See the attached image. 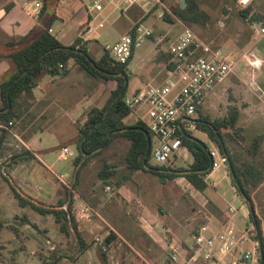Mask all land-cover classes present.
Here are the masks:
<instances>
[{
    "label": "rangeland",
    "instance_id": "374dc122",
    "mask_svg": "<svg viewBox=\"0 0 264 264\" xmlns=\"http://www.w3.org/2000/svg\"><path fill=\"white\" fill-rule=\"evenodd\" d=\"M69 1L74 2V4L79 5V7L81 6V0ZM119 1L120 0L112 3L109 2V4L106 3L103 14L108 18L107 22H105L104 29L100 30L101 32H104L114 20L121 16L119 6L122 8L124 5ZM161 1L165 5V9L168 10V17L173 23L158 18L159 14L164 11L162 6L158 4L153 6V2H151V0L148 1V8L152 7L151 14L149 13V16L146 17L147 19L142 25L144 28L155 33V40L146 39L143 44L137 48V54L131 60L127 70L128 91L126 96H132L136 91L145 88L147 85L156 86V81L153 80L154 73L161 67L165 66L164 63L158 62L157 53L160 49L168 51L171 43L175 41V37L180 30V25L176 23L177 18L174 14V10L180 4L181 0ZM142 2L143 1H140L141 7L143 5ZM185 2L187 4V0H185ZM197 2H199L201 9L208 13L210 21L206 25L186 22H184V25L194 32L202 49H221L226 53L234 54L236 59L239 60L236 69L238 72L235 70L236 76L231 75V78L229 77V80L217 95L218 98H216L212 108L206 110L205 116H208L211 119H222L228 116V113L232 108H237L240 113L237 127L241 130V134L246 138L244 144L248 145L253 136L264 135V39L254 45L259 37L258 32L260 27L258 24L250 25L240 18L238 15L240 6L235 4L233 0H198ZM250 9L253 11V8ZM85 11L86 8L83 7V12ZM139 13L140 16H144L145 14L142 9H139ZM99 20H101V18ZM123 24L124 21H121L117 26L121 27ZM252 54L262 60V65L259 69L251 67L246 62V57ZM79 79H81V74L75 70L70 76H68V78L64 79L63 82H65V84H73ZM91 80L97 82L100 86V93L104 87L107 88L111 84V82L106 83L103 81ZM246 81L252 82V85L246 84ZM74 85L77 86V84ZM107 91L109 90L107 89ZM63 97L61 96V99H63ZM103 99L104 98H102V100ZM65 107H68L67 112L70 111L71 114L73 113L74 106L71 108L70 106L65 105ZM145 111L146 108H142L138 109L137 113L141 114ZM33 114L34 110L23 121L13 126V134L6 135L5 143L2 148H0V222H3L5 226L0 230V264H40L37 258V252L43 250L42 253L48 255L53 246V242L48 241L45 234L39 231V229L42 230L43 227L48 228V237L51 238V240H56L58 236L64 238V235L60 233L58 225L55 223L52 216L41 215L29 207L25 209L20 208L13 196L8 182L6 181V178H10L20 188L25 187L28 191L29 189H32L31 192L38 191L37 184H34V181L41 179L43 173H45L47 179L49 174L46 173V169L39 165L35 160L19 157V154L22 153L23 150H29V148L32 149L36 144L38 146L35 147V149L38 148V150L45 146L52 148L50 150L51 155L48 158V164L50 165L55 162V166L53 167L55 173L58 175L65 173L67 176L66 180L72 175V172L68 169H73L71 165L73 159L66 162H58L57 153L60 147L64 144L65 139L73 132H76V130L71 127V129L68 130L70 134L59 133L55 127L49 128V126L44 124L45 122L43 123L41 120L36 124ZM62 120L64 121L65 118H62ZM42 124H44V127H42ZM40 125L41 127H39ZM42 129L44 131L43 134H41ZM192 133L195 137L205 142L209 149H217L215 144L210 142L204 133L197 130H194ZM14 135H16V137ZM31 139L33 141H31ZM152 141L155 142L156 140L152 138ZM129 145L130 143L126 139L121 138L114 141L101 156L95 158L88 166L83 168V170L87 172L88 180L91 182L94 181L97 185H100L99 187L101 188V182L97 179V173L102 167L104 159L107 160L108 163L117 167V175L125 173L127 171L125 156ZM68 146L71 152H77L74 143L69 142ZM262 154L264 155V145L262 148ZM192 161L193 158L189 151L185 148H181L180 157L175 161L173 166L176 168L185 167L192 163ZM150 164L157 166V163L152 158ZM221 171L222 173L226 172L225 168H222ZM180 179L168 182L167 184H162L159 182L158 177L149 174L147 181L148 184L145 186L139 184L135 179L130 186L136 187V193L134 196L136 201L133 200L129 194L127 196L123 194L125 197V203L127 204H125L123 210L119 212L132 214L131 217L126 215V220L132 222L134 225H139L136 221L138 215L134 213H137L140 207H143L158 214L162 224H167L172 228L174 227L173 225H177L175 231H183V233L186 231L187 233L189 230L192 232V230L198 224H201L202 221L209 229H213L209 224L210 219L207 217L213 216L211 211L213 210L212 207L219 211L221 215H224V212H226V205L223 201L220 202L217 199L219 198V195H224V201L226 203L230 202L231 207L235 208L232 213H229L230 215L236 213L234 223L236 225L235 227L238 229L237 231L240 232L246 229L245 220L243 219L246 210L241 208L240 197L237 196L238 194L236 190V193H234V190L232 189L233 186L231 184L229 173L227 178H223L221 175H216V181L219 184L216 191L213 189V182L210 178L208 180L209 187L206 191L195 195V197H193V187L187 184L185 180ZM27 180H32V185H28ZM53 180L55 181L53 182V186L59 189L58 193L65 194L68 189H66L63 184L58 183L56 179L53 178ZM39 189H43V186ZM72 191H75V189ZM39 192L41 191L39 190L38 194ZM100 192L104 198L107 197L102 189H100ZM41 193L40 200L38 201H46L50 204H56L59 201L57 196L45 200L41 197ZM199 198L210 200L209 202L212 203V206L208 203L205 206L199 207L196 204ZM253 199L256 204L255 213L262 224V236L264 239V186L258 192L256 191V193L253 194ZM194 208L201 209H199V213H197L196 211L198 209L195 210ZM162 211H167V213L164 214ZM24 215H26L30 222L37 226V228L23 222L21 218H23ZM221 221L222 223L225 222L223 217H221ZM11 227H16L20 230V239L16 237L11 230ZM185 238H187L189 242H193L192 236L188 235ZM134 247L143 255H147L146 248L139 247L136 244H134ZM20 248H22V250L17 251ZM243 248L245 250L251 249V245L245 243ZM97 251L98 250L95 248L91 264H103L102 258ZM12 256L15 260H11ZM62 264L72 263L66 261ZM79 264H87V261L83 260Z\"/></svg>",
    "mask_w": 264,
    "mask_h": 264
},
{
    "label": "crops",
    "instance_id": "0c3cea01",
    "mask_svg": "<svg viewBox=\"0 0 264 264\" xmlns=\"http://www.w3.org/2000/svg\"><path fill=\"white\" fill-rule=\"evenodd\" d=\"M34 1L35 0H0V84L8 80L14 72V66L7 56L12 53L15 48L8 47L7 43L10 40L27 36L35 28H39L40 30L48 29L51 35H53L64 45H71L77 38H80L84 43H87L86 47L88 52L95 59H99L104 53L103 47L105 44L118 42L123 35L130 33V31L136 24H142L147 19L146 17H148L150 13H146V11L140 6V2L138 3L139 5H130L126 2V0H120L119 2L124 5V7L122 8H120L119 6L121 16L114 20V22L111 23L104 32H101L100 30L104 29L105 22H107L108 18L103 14L106 3L104 4L102 10L96 11L93 7L94 0H81L80 7L79 5H76L74 4V2H70L69 0H42L43 5L40 10L33 13L27 12L24 7L25 3H33ZM115 1L118 0H114L113 2ZM197 1L198 0H196V2ZM11 3L13 4V7L10 9V11L7 12L5 8ZM197 3L199 4V2ZM83 7L86 8L85 12H83ZM251 8H253V11H251V13H258L264 18V1L254 0ZM139 9H142L145 12L144 16H140ZM100 18L101 20H99ZM121 21H124L123 26H117ZM244 21L246 22V19ZM176 23L180 25V30L175 37V41L171 43L168 51H163L162 49H160V51L157 53L158 62L164 63L165 66L161 67L154 73L153 80L156 81V86H163L169 80L173 79V75L171 73L172 68L169 67V53L171 50V46L176 42L178 35L185 28H188L184 25V22L179 19H177ZM100 24H103V26L100 27ZM154 36L155 33L153 32V34L146 39L155 40ZM263 39L264 38H260L259 36L254 45L258 44V42L263 41ZM137 51L138 50L136 48L133 52L132 59L136 56ZM205 55L206 51L201 48L196 52L195 56L201 57ZM254 57L259 61V67H257V69H259L262 65V60L258 59L259 57L257 56ZM70 66V73L64 78L54 77L48 73L42 74L38 78L37 87L33 91L32 98L29 99L23 96L21 100L27 111L19 122L23 121L34 110L33 116L35 117L36 124L41 120L43 123L45 122L44 124H47L49 128L55 127L59 133L63 134L69 133L68 130H70L71 127L76 130V132H73L71 135H69V137L65 139L64 144L60 147V149L63 147L69 148V142L74 143L77 149L79 126L82 127L86 122V113L92 107H103L108 100L111 91L116 87L115 82L109 81L111 82L110 86H108L107 88L104 87V89L100 93V86L97 84V82H94L91 79L95 81L101 80H97L88 75L86 72H83L84 70H82L79 66L73 65L72 63ZM75 70H77L78 73L81 74V79L77 80L76 83L73 84H65L63 80L68 78V76H70V74ZM236 72L238 71L236 70ZM233 75L236 76V73H234ZM228 80L229 78L223 85L218 87L210 96H208L204 106L201 108L203 115H205L207 109L212 108L216 98H218L217 95L221 92V88L227 83ZM74 84H77V86H75ZM107 89L109 91H107ZM61 96H64L63 99H61ZM65 98L67 100V103ZM102 98L104 99L102 100ZM65 105H68L71 108L74 106V111L72 114L70 113V111L67 112L68 107H65ZM1 106L2 103L0 94V107ZM136 114L140 115L139 113ZM62 118H65V120L63 121ZM19 122H17L16 125ZM125 122H127L129 125L133 124L130 117L126 118ZM44 124H42V127H44ZM39 127H41V125ZM43 132L44 131L42 129L41 134H43ZM31 141L33 140L31 139ZM37 146L38 145L36 144L35 147ZM35 147H32V149L29 148V151L33 156V158L29 159L35 160L39 165L43 166L49 176L46 179L45 173H43V175L39 173L41 175V179L34 181V184H37L38 191L40 190L42 193L39 192L38 194V191L31 192L32 189H29V192L25 187H21V189L27 195L36 200H40V193L42 195L41 197L45 200L52 199L55 196H57L60 200L64 197L65 194L58 193L59 189L53 186V182H55L53 178L56 179L58 183H61L56 177L59 175L55 173L53 168L55 166V162L50 165L48 164V158L51 155L50 150L52 148L45 146L41 147V149L38 150V148L35 149ZM210 150L212 151L213 149ZM72 153L73 156L69 157L66 160L69 161L70 159H73L71 163L73 169H68L72 172V175L69 176L68 179L71 184L76 180L75 166L73 162L78 155V151ZM21 158L25 159V157ZM222 168L224 167H220L219 169L211 173V175L206 180L208 183V180L210 178L212 179L214 191H216V188L219 186L218 182L216 181V175H221L223 178L228 177V171L226 170V172L222 173ZM149 174L150 173H144L141 171L135 172L132 180L127 181L119 188H113L109 186L112 189V192L110 193L107 191L108 186H103L102 182L98 178V175L97 179L101 182V188L99 187L100 185H97V183H95L94 181H89L87 172L82 169L77 178L75 191L94 209L97 216L93 217L90 221L76 220V232L74 230H70V235L67 237L62 233L64 235V238H60L58 236L56 240H51V238L48 237L49 230L47 227H43L42 230L39 229L40 232H46L45 236L48 238V241L53 242V247L55 248V250L65 256V258H63L59 262V264L65 263L66 261H70L72 264H79L83 260L87 261V264H91L95 248L98 250L97 253L102 258L99 249L100 247L97 245L96 239L100 238L104 241L110 234L113 236L114 240L106 250L107 264H210L209 262H206L202 259L198 260L197 262L190 261L194 244L193 242H189V240L185 238L188 235L192 236L193 238L194 233H196V231L202 225H204L203 221L201 224H198L192 230V232L188 230L187 233L186 231L183 233V231H175L177 225H173L174 227L172 228L167 224H162L158 214L150 211L147 208L140 207L137 213H134L138 215L136 221L139 223V225H134L132 224V222H128L126 220V215H129L131 217L132 214L119 212L122 211L124 205L127 204L125 203V197L123 194H125L126 196L129 194V196H131L133 200L136 201V198L134 197L136 193V187H131L130 184L136 179L139 184L145 186L146 184H148L147 181ZM60 175L66 176L65 173ZM182 179L185 180L184 178H181L180 180ZM31 181L27 180L28 185H32ZM40 185L43 186V189H39L41 187ZM263 186L264 183L256 191L258 192L260 189H262ZM100 189H102L103 193L107 195L106 198L102 196ZM232 189L234 190V193H236L234 187H232ZM193 190V197H195V195L197 194H201V192L195 190L194 188ZM237 196L240 197L239 195ZM217 199L220 202L223 201V203L226 205V212H224V215H221L219 211L212 207L213 210L211 211L213 213V216L207 217L210 219L209 224L213 228L210 229V231H216L220 226L224 224L231 225L236 230H238L235 227L236 225L234 223L236 213L230 215V213H232L235 208L231 207L230 202L226 203L224 201V195H219V198ZM209 201L210 200H207L206 198H199L196 204L201 207L210 203L212 206V203ZM44 203L50 204L46 201ZM240 204L241 208L246 210V214L244 215L243 219L245 220V224L247 226L249 222V210L244 204L241 197ZM194 209H198L196 212L199 213L198 211L201 208ZM162 212L164 214L167 213V211ZM221 217H223V220H225V222L222 223ZM80 241L87 245L85 249L80 248ZM173 241L179 242L182 246L181 258L179 262H171L167 259L166 249L167 246ZM134 244L139 247L146 248L147 255L145 256L140 253V251H138L134 247ZM231 261L232 258H228L226 260V263L230 264Z\"/></svg>",
    "mask_w": 264,
    "mask_h": 264
},
{
    "label": "trees",
    "instance_id": "16d2710c",
    "mask_svg": "<svg viewBox=\"0 0 264 264\" xmlns=\"http://www.w3.org/2000/svg\"><path fill=\"white\" fill-rule=\"evenodd\" d=\"M237 1L233 0L235 4ZM12 7L13 4L11 3L6 6L5 10L8 12ZM250 13V8L238 10V15L243 20L247 19ZM174 14L177 19L186 23L206 25L210 21L208 13L202 10L195 0H187L184 9L179 4L174 10ZM164 20L173 23L168 14ZM254 22L262 23L264 18L260 14L254 13L251 17V23ZM130 33L134 34V27ZM86 44L77 38L73 44L64 45L51 35L48 29L40 30L39 28H35L25 37L10 40L7 46L15 48V50L7 57L14 66V72L8 80L0 84L2 103L0 120L4 123L12 122L15 126L27 111L21 102L22 97L32 98L38 78L44 73L64 78L70 73L72 63L97 80L113 81L116 84L104 106L90 108L86 113V122L82 127L79 126L78 155L73 162L76 178L75 182L71 184L73 189L76 187L80 171L88 166L92 160L101 156L114 141L122 138L130 143L126 153L127 171L117 175V167L104 159L102 167L97 173L103 186L119 188L127 181L132 180L135 172L141 171L155 175L162 184L184 178L194 189L203 193L208 188L206 178L211 174L214 163L207 144L195 137L193 133L181 134L183 146L192 155V163L179 168L151 165L153 136L147 125L143 122L132 125L125 122L130 114L124 103L128 91L127 70L133 55L124 64L113 59L105 51L99 59H95L88 52ZM169 67L172 68L170 64ZM239 117L240 113L237 108H232L228 116L222 119H211L203 115L202 110H199L195 128L204 133L209 141L215 144L221 155L226 158L231 184L249 210V221L256 227L254 238L260 242V252L263 253V262L260 259V264H264L262 224L255 213L253 199L255 191L264 183V155L262 154L264 135L253 136L250 144H244L246 138L237 127ZM5 139L6 135L4 134L0 138V148L4 145ZM149 141L151 149L147 156ZM19 157L33 158L29 150H23ZM6 181L20 208L29 207L41 215L52 216L59 226L60 232L66 237L70 235V230L76 232L74 199L69 189L56 204H46L27 195L12 179L6 178ZM21 220L37 228L26 215ZM4 227V223L0 222V230ZM11 230L20 239V230L16 227H11ZM113 240L114 238L110 234L103 241L104 249L99 246L104 264H107L106 250ZM86 247L87 245L80 241V248L85 249ZM21 250L22 248L17 251ZM42 251L37 252L40 264H59L65 258L55 249L51 250L48 255H44ZM11 260H15V258L12 256Z\"/></svg>",
    "mask_w": 264,
    "mask_h": 264
},
{
    "label": "built area",
    "instance_id": "2783aa9c",
    "mask_svg": "<svg viewBox=\"0 0 264 264\" xmlns=\"http://www.w3.org/2000/svg\"><path fill=\"white\" fill-rule=\"evenodd\" d=\"M149 0H143L142 8L146 13L151 12L148 8ZM264 1V0H262ZM113 0H94V10H102L105 3ZM127 3L135 4L140 0H126ZM154 5H161L163 10L158 18L164 19L168 10L161 0H151ZM254 0H238L241 9L251 8ZM42 0L33 3H25V10L29 13L42 8ZM250 13L246 22L250 25L258 24V35L264 38V22L251 23ZM100 27L103 24L99 25ZM153 32L144 28L142 24L134 26V34L123 35L116 43H107L103 50L120 63H126L133 55V50L140 47L144 40ZM196 35L190 28H185L172 44L169 64L172 66L173 79L163 86L147 85L136 91L132 96H126L124 103L130 111L127 118H131L133 124L143 122L147 125L153 138L151 158L157 166H173L180 157V149L183 146L181 134L192 133L198 119V111L204 106L206 99L218 87L235 73L239 64L234 54L226 53L221 49L211 50L204 48L205 56L196 57V52L201 49ZM246 62L255 69L259 67V61L253 56L246 57ZM252 85V82H245ZM146 108L143 114L137 115V110ZM13 123H4L0 120V138L5 134H13ZM16 137V135H14ZM186 149V148H185ZM211 151V150H210ZM214 160L212 172L220 167L228 171L227 160L216 150L211 151ZM73 153L68 147L59 150L57 160L66 161ZM209 174L207 178L210 176ZM57 179L73 194L75 219L90 221L97 214L94 209L84 201L76 191H72L71 183L65 175L56 176ZM206 178V180H207ZM187 181V180H186ZM188 184V181H187ZM190 184V183H189ZM196 190V189H195ZM112 192L111 187H107ZM256 227L248 222L244 231L238 232L233 226L224 224L216 231H210L206 225H202L193 235V250L190 261L197 262L202 259L210 264H227L226 260L232 258L230 264H259L261 259L260 242L254 238ZM98 246H103V240L96 239ZM249 243L251 249L245 250L242 245ZM52 250L55 248L52 246ZM182 246L179 242H171L166 249L167 259L171 262H179ZM238 255V257H237ZM229 264V263H228Z\"/></svg>",
    "mask_w": 264,
    "mask_h": 264
},
{
    "label": "water",
    "instance_id": "95a60500",
    "mask_svg": "<svg viewBox=\"0 0 264 264\" xmlns=\"http://www.w3.org/2000/svg\"><path fill=\"white\" fill-rule=\"evenodd\" d=\"M186 5L187 4H186L185 0H181V2H180L181 8L184 9L186 7ZM150 149H151V143L149 141L148 148H147V153H146L147 156L150 153ZM253 218L255 219V217H253ZM261 259H262V262H263V253H261Z\"/></svg>",
    "mask_w": 264,
    "mask_h": 264
}]
</instances>
